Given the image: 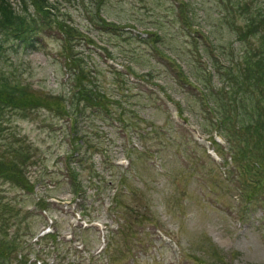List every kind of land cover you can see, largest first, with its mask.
<instances>
[{
    "label": "rangeland",
    "instance_id": "rangeland-1",
    "mask_svg": "<svg viewBox=\"0 0 264 264\" xmlns=\"http://www.w3.org/2000/svg\"><path fill=\"white\" fill-rule=\"evenodd\" d=\"M47 1L78 35L64 42L59 29H46L36 48L1 42L0 49L3 72L38 104L0 115V157L3 163L19 160L10 148L27 151V185L33 188L0 179V197L16 210L9 237L21 234L32 249L28 257L13 252L10 264L33 261L40 249L44 258L45 240L34 241L50 223L59 239L72 232L77 240L54 245L59 256L49 253V263L264 264V189L244 199L240 161L230 158L208 109L221 105L209 87L226 86L223 72L238 69L246 57L256 60L261 37L241 40L235 28L244 30L264 0ZM10 2L19 10L20 0ZM99 18L113 28L100 26ZM69 45L68 56L80 63L66 64ZM71 67L96 76V83L87 80V100L103 102L72 120L65 113L75 109L72 101L80 108L85 103L76 87L81 75ZM260 86L245 96H259ZM200 88L210 98L207 105ZM78 146L86 162L70 155ZM72 167L80 195L69 177ZM83 239L85 249L76 252Z\"/></svg>",
    "mask_w": 264,
    "mask_h": 264
},
{
    "label": "trees",
    "instance_id": "trees-1",
    "mask_svg": "<svg viewBox=\"0 0 264 264\" xmlns=\"http://www.w3.org/2000/svg\"><path fill=\"white\" fill-rule=\"evenodd\" d=\"M20 2L19 10H16L10 0H0V49L3 44L1 42H10L13 46L16 44H26L36 48V45H39L37 37L46 29H59L63 35V39H65L63 40L64 42H67L68 38L69 41L73 40V38L69 37L70 35H78L76 28L66 29L64 23L58 19L60 9L57 5H51L47 0H20ZM232 8H234V11L240 10L239 5H231L229 9ZM95 13L97 16V12ZM53 21L55 22V27L52 25ZM99 23L102 27L107 26L113 28L112 25H104L105 23L100 22V18ZM119 29L121 30V28ZM235 30L239 31L238 36L241 40L248 37L249 34L256 35L258 33V36L261 37V49L256 60L249 62L246 57L244 61L239 62L238 69L237 66H231L223 72V74H226L228 77V82L224 87L210 88L209 84L212 83V75L210 74H208L209 77L204 80L205 83H207V87L210 89L209 96L217 95L219 97L218 100L224 102L216 106L218 110L212 106L208 108L209 112L214 113L210 120L211 123L215 125V132L226 139L229 145L228 149L231 152L230 158L235 163L238 162L236 160L240 161V166H238V168L241 169L245 176V180L240 178V191L244 199L249 200L253 198L255 193L259 192L261 188L262 190L264 189V9L257 10L255 16L248 19L245 23L244 30L241 27H236ZM119 35L122 36L123 33H119ZM70 47L71 45L67 47L66 56L68 58L65 60L66 64L68 65L72 62H74V64L75 62L80 63L78 58L75 60V57L68 56ZM67 60H69V62H67ZM71 68L74 75H81L80 82L76 87H78V98L84 101L85 104L83 108H80L78 102L74 103V101H72V103L76 105L75 109L70 111V109L66 108L67 110L65 111L70 120L81 110L83 114V111L88 105H92L95 108H100L103 105V102L99 100L96 101V99L94 100L91 98V100H87L88 96L91 95V91L86 87L87 80L89 78L94 81L93 83H96V76H91L90 78V70L86 71L85 68ZM203 71L207 72L205 69H203ZM256 84L261 85L257 87L259 96L255 97L251 93L248 97L245 96V91H248L249 88L252 89L253 92L255 91ZM92 86L93 85L89 81V87L91 89H93ZM205 90L204 88H200L202 102L207 105L209 104L210 98H207L208 96ZM82 91L85 92L82 93ZM97 95L100 98L105 97L100 93ZM93 97L95 98L96 94ZM34 99L35 98L31 97V94L25 91L23 86L10 81L9 77L6 76L3 69L0 67V115L3 113V110L7 108L21 110L22 108L26 109L27 106H38L36 101L34 102ZM104 101H106L105 98ZM181 111H179L180 114ZM79 147L80 146L70 153L71 156H73V154L75 157L77 156L76 162L82 161ZM10 149L13 154L17 155L20 153L19 156L22 160L20 158L19 160L9 158L3 163V159L0 157V179L15 183L17 186L27 189L32 193L33 188L27 185V183L32 181L29 175L26 174V156L23 157V154L28 152L22 148L18 151L14 148ZM86 161L87 158L84 157L82 162ZM72 170L73 172H71L69 177L73 187L76 185L74 187L76 189L74 193L80 195L81 192L78 191L77 187H81V181L75 177L73 167ZM245 187L248 188V191H244ZM262 193H264V190ZM39 202H42L44 205L43 200ZM14 209V205L10 204L9 201H5L3 197H0V264H10L11 254L13 252H20L23 254V257L30 256L32 252L30 246H28V248L24 246L25 241L21 234L15 233L9 237L8 228L14 224L13 218L16 214V210ZM58 236L57 231H54L38 239L39 243L45 240L43 247L44 258L42 256V249L38 250V253L34 255L35 258L42 260L41 264H55V259L58 258L59 251L54 245H65L67 243H74L77 240L76 234H73L69 240H65L64 238L59 239ZM85 241L86 240L83 239V241L80 240L77 242L82 244L85 249ZM75 248L76 252L83 251V249H78L76 245ZM54 251L55 253H53ZM49 253L56 255L55 259H51L52 262L50 263L45 261ZM27 262H29V260L25 259L23 263L20 262L18 264H32L31 262Z\"/></svg>",
    "mask_w": 264,
    "mask_h": 264
}]
</instances>
